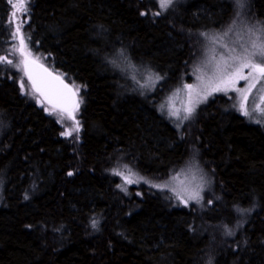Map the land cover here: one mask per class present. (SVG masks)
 <instances>
[{"label":"trees","instance_id":"trees-1","mask_svg":"<svg viewBox=\"0 0 264 264\" xmlns=\"http://www.w3.org/2000/svg\"><path fill=\"white\" fill-rule=\"evenodd\" d=\"M160 4L30 0L16 14L31 57L78 86L80 131L66 136L21 67L0 63V264H264V129L222 95L180 132L156 107L191 81L206 34L232 21L264 30V0H243L236 19L232 0ZM10 12L0 0V56L18 64ZM123 61L161 78L153 96ZM193 158L210 180L198 203L146 183ZM121 168L144 182L123 191Z\"/></svg>","mask_w":264,"mask_h":264},{"label":"rangeland","instance_id":"rangeland-1","mask_svg":"<svg viewBox=\"0 0 264 264\" xmlns=\"http://www.w3.org/2000/svg\"><path fill=\"white\" fill-rule=\"evenodd\" d=\"M182 2L183 0H171V3L174 4H181ZM232 2L237 10V16L234 18L236 19L243 10V0H232ZM19 8L20 5L17 3L16 14L20 13ZM12 12L13 8L11 5V17ZM15 22L16 19L13 21L14 29L16 28ZM254 24L255 25L232 21L225 31L206 34L204 36V41L202 39L201 42L199 60L193 71L191 81L180 83L175 88L161 95V98L156 105L157 112L161 119L167 122L176 132L181 131L184 122L188 119H184V117L187 115L185 111L186 108L192 107L194 105L195 110L198 106L205 104L211 97L217 95L225 96L228 100H230L234 104L238 113L244 117L246 121L264 129V114L254 110L256 109L257 104H260L261 107H264V104H261L260 101V96L264 95V92L261 91V88H264V79L257 80L256 77L258 76V73L255 72H253L252 76H248V73L252 71L249 68H244L242 70L243 74L248 76L247 79H241L239 76H231L227 74L222 76L217 71L218 65L222 68L224 63L227 62L231 65V67L228 69V73H232L240 66V62L238 60L231 59L232 57L246 55V49L247 52L257 51V49L252 47V44L254 41L259 43L257 38L262 35L263 29L259 24ZM12 41L18 47L20 46L18 39H12ZM232 49H235V51H232ZM28 51L29 50L27 48L25 50L26 54ZM34 58L38 60L37 57ZM34 58H32L31 55L27 56V59L34 60ZM24 59L25 56L20 55L18 64L28 79L25 71V65L22 63ZM261 59H264V57L255 55L252 57V62L259 63ZM122 68H127V66L124 64V61L122 62ZM127 70V77L130 78L133 88L147 98L153 96L161 78L156 80L155 77H157V75L148 71L149 69H147L145 65H140L138 67L135 66L132 69L128 66ZM149 77L152 78L151 81L149 80ZM253 83L256 84V87L252 88L251 92H248L247 90L249 85ZM142 85L146 86L142 87ZM186 85H192V87L188 88ZM245 95H248V100L246 102L243 101V97ZM40 98L42 103L45 105V110L47 109V114L54 117L57 121L61 120V116H63L61 122L58 123L62 126L64 133L71 132V135L74 136L79 134L80 126L75 115L76 106L72 110V116L74 118H68L67 112L61 113V111L49 105L41 96ZM196 101L199 102L197 103ZM242 102L245 103L246 110L249 112V115L247 116L241 111ZM161 105H164V107L162 108ZM171 112H176L177 115H170ZM117 172L120 173L118 176L120 178L121 189L123 191H126L131 185L136 186L139 183L144 182L143 179L135 175L129 169L121 168L117 169ZM125 177L131 179L133 182L127 183L125 181ZM209 181L210 180L207 174L201 169V167L195 162V159L193 158L186 166L173 173L166 180L156 183H146L154 190L174 197L181 206H187L193 203H198L200 199H202V194L208 187ZM153 185L157 186L154 187Z\"/></svg>","mask_w":264,"mask_h":264},{"label":"snow or ice","instance_id":"snow-or-ice-1","mask_svg":"<svg viewBox=\"0 0 264 264\" xmlns=\"http://www.w3.org/2000/svg\"><path fill=\"white\" fill-rule=\"evenodd\" d=\"M30 0H9V3L12 5V8H13V12H12V17H13V20L9 21V23H12L15 19H16V12H17V3H19L20 5V8H19V11L21 13V15H27L28 14V7H27V3H29ZM160 3H161V8L164 9L166 8L170 3H171V0H160ZM157 15H159L160 13H156ZM24 23H26V21H20L19 23H17L16 25V29L15 31L12 33V39L13 40H16L18 39L19 40V47L17 48L16 45H12V51L8 53V55H13L15 54L16 52H19V54L21 56H25V59L22 61V63H24L25 65V68H27V65L29 63V60L27 59V56H30L31 53L30 51L25 52V50L28 48V37L25 36V34L23 33L22 29H23V25ZM231 30V29H229ZM226 35V33H225ZM259 43H257L256 41L253 42L252 44V47L254 49H257V51L255 52H247V49L245 50V52L247 53L246 55H243V56H239V57H232L231 59L233 60H238L240 62V66L239 68H237L234 72L232 73H228V69L231 67L230 64H228L227 62L224 63V66L221 68L219 65L217 66V71L223 76L225 74L227 75H231V76H239V78L241 79H247L248 76H252L253 72L255 73H258V76L256 77L257 80H260V79H264V59H261V61L259 63H253L252 62V57L255 56V55H260L261 57H264V30H262V35L260 37L257 38ZM232 51H235V49H232ZM0 63H7L9 65H12L14 67H17L19 68V65L18 64H15L13 60L11 59H8L6 56H0ZM244 68H249L251 69L252 71H250L248 73V76H245L243 74V69ZM29 79L31 80L32 79V76L31 74H29ZM151 77H149V80L151 81ZM156 80H159L160 77L157 76L155 77ZM146 85H142V87H144ZM33 87L37 88V90L39 91V87L37 86L36 82L33 81ZM65 88H68V85L65 84L64 85ZM186 87L188 88H191L192 85H186ZM256 87V84L253 83V84H250L249 85V88H248V92H251L252 88ZM21 88L23 89L24 88V84L21 83ZM79 88L78 86H76V91H78ZM219 90V89H217ZM261 91L264 92V88H261ZM73 95H75V93H73ZM248 100V95H245L243 97V101L246 102ZM260 101H261V104H264V95L260 96ZM197 103L199 101H196ZM242 102L241 103V111L244 115H249V112L246 110V107H245V103ZM79 105L77 104L76 105V108H78ZM161 107L163 108L164 105H161ZM194 110V105L192 107H188L185 109L187 115L184 117V119H187L188 116L191 115L192 111ZM255 111H259L261 112V114H264V107H261L260 104H257L256 105V109H254ZM47 111V109H46ZM64 112H67V116L68 118H74L72 116V110H69L67 108H61V113H64ZM170 115H177L176 112H171ZM63 119V116H61V120ZM61 120H58V122H61ZM66 135H71V132H67L65 133ZM72 173H69V175H71ZM116 175H120L119 172H116L114 173ZM143 179V178H141ZM125 181L127 183H132L133 181L127 177H125ZM154 187H156L157 185H153ZM238 211H245L243 209H238ZM95 226V224L93 225Z\"/></svg>","mask_w":264,"mask_h":264},{"label":"water","instance_id":"water-1","mask_svg":"<svg viewBox=\"0 0 264 264\" xmlns=\"http://www.w3.org/2000/svg\"><path fill=\"white\" fill-rule=\"evenodd\" d=\"M29 63L25 68L29 79L31 74L32 79L29 81L33 86V81L39 87H33L34 90L52 107L61 111V108L73 110L77 104V95L75 90L67 84L59 75L55 74L43 64L33 59H28ZM67 84L68 88L64 85ZM75 93V95H73Z\"/></svg>","mask_w":264,"mask_h":264}]
</instances>
